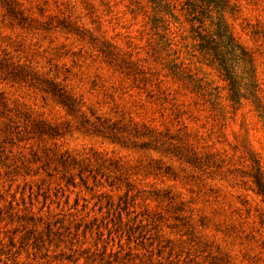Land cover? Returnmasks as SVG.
Masks as SVG:
<instances>
[{
  "label": "rangeland",
  "instance_id": "obj_1",
  "mask_svg": "<svg viewBox=\"0 0 264 264\" xmlns=\"http://www.w3.org/2000/svg\"><path fill=\"white\" fill-rule=\"evenodd\" d=\"M10 1L0 264H264V0Z\"/></svg>",
  "mask_w": 264,
  "mask_h": 264
},
{
  "label": "trees",
  "instance_id": "obj_2",
  "mask_svg": "<svg viewBox=\"0 0 264 264\" xmlns=\"http://www.w3.org/2000/svg\"><path fill=\"white\" fill-rule=\"evenodd\" d=\"M216 4V6L221 7L222 4L226 0H209ZM0 3L6 7L7 13L10 16L16 17L17 11L14 9L13 2L10 0H0ZM6 14V15H8ZM223 30L220 29L219 36L222 39L225 52L220 54L219 61L220 66L223 70H225L226 75L232 77V66L230 65L233 59L237 60L236 62H242L245 64H252L251 60L246 59V53L242 50L240 45H238L232 35L229 33V30L226 26L223 25ZM49 91L56 97L58 100L67 106L70 109H73L74 102L71 96L67 93V91L63 87H59L57 84L51 82L49 86ZM256 184L258 187V193H260L264 198V181L256 178Z\"/></svg>",
  "mask_w": 264,
  "mask_h": 264
}]
</instances>
